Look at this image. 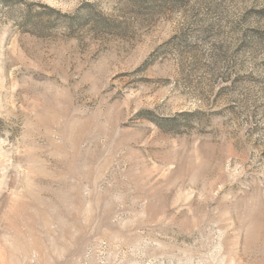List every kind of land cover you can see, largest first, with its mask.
<instances>
[{
  "label": "rangeland",
  "instance_id": "rangeland-1",
  "mask_svg": "<svg viewBox=\"0 0 264 264\" xmlns=\"http://www.w3.org/2000/svg\"><path fill=\"white\" fill-rule=\"evenodd\" d=\"M0 264H264V0H0Z\"/></svg>",
  "mask_w": 264,
  "mask_h": 264
}]
</instances>
